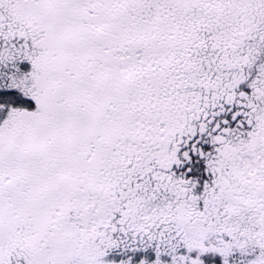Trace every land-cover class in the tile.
<instances>
[{
  "label": "snow or ice",
  "instance_id": "obj_1",
  "mask_svg": "<svg viewBox=\"0 0 264 264\" xmlns=\"http://www.w3.org/2000/svg\"><path fill=\"white\" fill-rule=\"evenodd\" d=\"M0 264H264V0H0Z\"/></svg>",
  "mask_w": 264,
  "mask_h": 264
}]
</instances>
